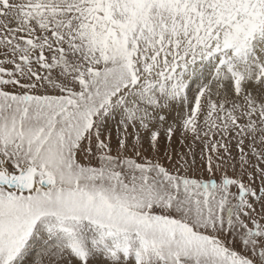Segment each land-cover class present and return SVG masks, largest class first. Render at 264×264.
Here are the masks:
<instances>
[{"label":"snow or ice","instance_id":"obj_1","mask_svg":"<svg viewBox=\"0 0 264 264\" xmlns=\"http://www.w3.org/2000/svg\"><path fill=\"white\" fill-rule=\"evenodd\" d=\"M0 264H264V0H0Z\"/></svg>","mask_w":264,"mask_h":264},{"label":"rangeland","instance_id":"obj_2","mask_svg":"<svg viewBox=\"0 0 264 264\" xmlns=\"http://www.w3.org/2000/svg\"><path fill=\"white\" fill-rule=\"evenodd\" d=\"M113 137L115 138V132H113ZM173 148L178 149V150H185L186 151V149H180V145H179V134H177L176 137H174ZM200 148H201V146L199 144H197V146H196V153H197V160L198 161H199ZM234 153H235V149H234ZM161 154H163V146H162V149H161ZM164 163L167 164V161L165 160ZM230 174H231V171H230ZM205 175H207V173H205Z\"/></svg>","mask_w":264,"mask_h":264}]
</instances>
